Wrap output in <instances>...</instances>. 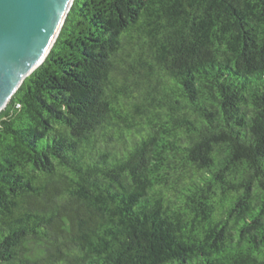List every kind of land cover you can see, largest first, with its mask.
Returning <instances> with one entry per match:
<instances>
[{"label":"trees","instance_id":"trees-1","mask_svg":"<svg viewBox=\"0 0 264 264\" xmlns=\"http://www.w3.org/2000/svg\"><path fill=\"white\" fill-rule=\"evenodd\" d=\"M0 264H264V0H73L0 111Z\"/></svg>","mask_w":264,"mask_h":264},{"label":"water","instance_id":"water-1","mask_svg":"<svg viewBox=\"0 0 264 264\" xmlns=\"http://www.w3.org/2000/svg\"><path fill=\"white\" fill-rule=\"evenodd\" d=\"M71 0H0V111L45 58Z\"/></svg>","mask_w":264,"mask_h":264},{"label":"bare ground","instance_id":"bare-ground-1","mask_svg":"<svg viewBox=\"0 0 264 264\" xmlns=\"http://www.w3.org/2000/svg\"><path fill=\"white\" fill-rule=\"evenodd\" d=\"M72 2H73V0L69 1V3H68V9H70V7L72 5Z\"/></svg>","mask_w":264,"mask_h":264}]
</instances>
